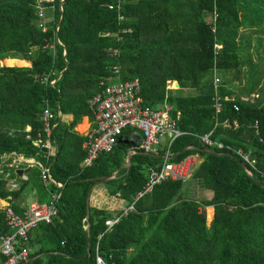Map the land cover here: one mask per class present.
Masks as SVG:
<instances>
[{
    "label": "trees",
    "instance_id": "obj_1",
    "mask_svg": "<svg viewBox=\"0 0 264 264\" xmlns=\"http://www.w3.org/2000/svg\"><path fill=\"white\" fill-rule=\"evenodd\" d=\"M61 1L44 2L52 16L43 31L35 14L37 0H0V235L9 232L2 201L20 214L18 203L25 194L36 193L41 204L50 193L60 191L52 223L39 224L27 234L30 259L44 254L31 264H95L97 241L108 264H264V176L249 175L226 154L227 148L210 147L221 154L202 151L199 148L205 146L198 139L213 128L214 117L236 121L237 128L231 130L216 125L209 137L251 149L264 172L263 99L258 95L252 102L245 101L227 88L237 80L239 65L248 54V39L239 38V30L264 23V0H63L62 5ZM107 48L117 49L118 57L109 59ZM7 58L24 64L5 66ZM113 64L119 66L121 81L138 80L145 106L166 102L173 108V117L179 111L177 128L184 133L171 143L170 156L190 147L169 162L196 155L199 164L193 184L210 190L212 196L198 201L187 197L180 181H166L105 231L104 220L110 213L89 205L86 219V192L92 181L123 167L126 153L137 149L142 135L124 129L109 153L83 169L86 138L74 129L83 117L92 118L88 100L99 91L102 80H110ZM214 75L220 77L222 98L216 115ZM42 76L56 82L43 84ZM170 83L178 88L170 89ZM45 101L55 116L52 155L33 143ZM63 116L72 120L66 123ZM13 152L49 168L51 178L62 187L44 186L37 164H21L26 177L21 180L20 170L8 169L9 158L4 161ZM164 152L162 147L159 154ZM162 162L133 152L128 170L93 187L89 199L103 191L107 201L132 202ZM7 171L17 181L16 189L8 187ZM199 204L213 208L209 224L198 212ZM87 224L90 252L85 257Z\"/></svg>",
    "mask_w": 264,
    "mask_h": 264
},
{
    "label": "built area",
    "instance_id": "obj_2",
    "mask_svg": "<svg viewBox=\"0 0 264 264\" xmlns=\"http://www.w3.org/2000/svg\"><path fill=\"white\" fill-rule=\"evenodd\" d=\"M53 0H37L35 5V14L38 18V27L43 31L48 30L47 19L45 17V8L48 6L44 2H52ZM108 8L113 10L114 7L109 5ZM122 19V16H120ZM59 26L56 28V33ZM56 41L61 44V41L56 35ZM49 45V43H48ZM47 45V46H48ZM51 51L55 53L54 45ZM117 49H106V56L109 59H116L118 57ZM110 70L112 77L108 82L102 80L100 82L99 91L88 100V109L93 119V126L85 135L83 147L85 155L83 157L81 167L83 169L91 168L97 161L101 154L109 153L116 143L117 137L124 129H131L141 133L136 148L144 152H151L159 154V150L165 147V152L162 154V165L159 170L154 171L143 188L132 202L123 204L119 210L110 217L104 220L106 230L118 223L129 212L136 210V203L152 193L154 187L166 181H180L185 184L191 178L195 168V155L188 154L181 161L177 163L169 162L170 146L173 140L184 132L177 128V119L179 118V111H176L175 116L171 115L172 106L166 102L157 107H148L144 105L141 96V89L138 80L121 81L119 79L120 69L116 64L111 65ZM41 83L54 85L56 80H50L49 76H42L39 79ZM220 85V77L214 75L213 78V102L212 108L214 114L221 110L222 98L218 94V87ZM233 110L237 108L233 106ZM59 114V113H58ZM55 118L51 108L45 101V106L39 115L40 131L36 133V138L33 143L39 147L46 148V153L52 155L56 150V146L51 141L52 131L55 125L53 119ZM216 125H221L224 129L231 130L237 128L236 121L230 122L228 119L218 121L214 117L213 128ZM257 122H255V127ZM212 128V129H213ZM211 130L198 136L199 141L206 147L215 146L217 148H227L229 151L242 161L246 167V172L253 175V172H258L264 176L258 168L257 158L253 155L251 149L243 147H232L225 145L218 139H211L209 137ZM26 137L30 138L31 128H26ZM133 133V134H134ZM163 139H166L164 146L161 145ZM7 162L8 169L19 170L21 164L34 165L37 164L40 168V178L44 186L56 184L61 188V184L55 183L49 174V168L32 161L33 158H26L23 160L17 154L10 153ZM2 173V170H0ZM20 179H25L23 175ZM4 179L9 181V185L14 187V179H11V172L7 171L4 174ZM8 185V186H9ZM60 191H55L49 194V200L45 203L31 202L25 205L20 214L15 213L11 208V203L6 202L2 206L3 220L8 229L7 234L0 235V264H23L30 259V247H27L29 241V234L39 224H51L53 219L57 216V202L60 199ZM206 207L199 204L198 212L205 215ZM206 216V215H205ZM103 233L98 234V238ZM95 264H108L105 258L99 252V243L97 241L95 246Z\"/></svg>",
    "mask_w": 264,
    "mask_h": 264
},
{
    "label": "rangeland",
    "instance_id": "obj_3",
    "mask_svg": "<svg viewBox=\"0 0 264 264\" xmlns=\"http://www.w3.org/2000/svg\"><path fill=\"white\" fill-rule=\"evenodd\" d=\"M44 12L45 17H51L52 10L49 7L45 8ZM239 31V38L248 39V54L245 55V57L242 59V64L239 65L237 80L230 83L227 88L238 96L244 97L249 94V97L245 99L243 98L245 101L252 102L253 100H256L259 95L262 97L264 104V23L261 26L257 25L254 28L248 30L240 29ZM219 75L221 77H228V74L226 73H219ZM175 85L176 83H170L169 88L176 89L177 87ZM165 143L166 139H163L161 145L164 146ZM195 162L196 168L199 164L196 155ZM185 187H183V189H185ZM98 196L104 197V193L100 192ZM205 215L206 222L209 224L212 217L207 211V208Z\"/></svg>",
    "mask_w": 264,
    "mask_h": 264
},
{
    "label": "crops",
    "instance_id": "obj_4",
    "mask_svg": "<svg viewBox=\"0 0 264 264\" xmlns=\"http://www.w3.org/2000/svg\"><path fill=\"white\" fill-rule=\"evenodd\" d=\"M52 16V14H51ZM47 20L50 19V17H46ZM3 64L5 66H21L24 64V61H20L17 59H11V58H7L6 60L3 61ZM175 84V83H174ZM232 92V91H231ZM249 97V95L247 96ZM246 96H240V99L243 100V98H247ZM64 122L68 123L72 120L71 116H63L61 118ZM93 126V119L92 118H88V117H83L80 121L79 124L76 125L75 127V131L82 135L85 136L86 133L88 132V130ZM133 135H136V133H134ZM53 154H55V151H52ZM8 160V156H6L4 158V161L6 162ZM34 161V160H32ZM36 163V161H34ZM25 169V167H22V165H20V175H23V177H25V174L22 172ZM1 170V167H0ZM20 178V177H19ZM26 178V177H25ZM22 180V179H21ZM25 180V179H23ZM18 183L17 181H15L14 179V187H11L10 185L8 186L10 189H16ZM186 186V187H185ZM185 189L187 190V197L189 198H195L198 201H203V200H208L211 198L212 196V192L210 190H205L202 189L198 186H195L193 184L192 181V176L191 178L187 181V183L184 184ZM103 192V191H102ZM100 193V192H99ZM99 193L93 194L91 196V198H88V207L89 205L92 207H103V208H107L110 216H112L113 214H115L119 208L124 204V202H122L121 200H118L116 198H111L108 201L105 200L104 197L102 196H98ZM49 200V199H48ZM36 201V193L31 192L29 194H25L23 200H21V202L18 203V208L22 209L25 205L31 203V202H35ZM6 202L2 201L1 202V206H3ZM207 211L210 213L211 217H213V208L212 207H207Z\"/></svg>",
    "mask_w": 264,
    "mask_h": 264
},
{
    "label": "water",
    "instance_id": "obj_5",
    "mask_svg": "<svg viewBox=\"0 0 264 264\" xmlns=\"http://www.w3.org/2000/svg\"><path fill=\"white\" fill-rule=\"evenodd\" d=\"M62 2L63 0L61 1V5H62ZM61 21H60V24L62 22V18H60ZM65 54H66V51H65ZM61 75V74H60ZM177 88H178V85L176 84L175 85ZM188 147L190 146H185V147H182L181 149H179L178 151H176V153L172 156H170V158H174L176 157L179 153H181L182 151H184L185 149H187ZM201 149L202 151L206 152V153H212V154H221L222 152H219L217 150H214L212 148H206V147H201L199 148ZM42 150L46 152V148L42 147ZM133 152H140V153H143L145 155H148V156H152V157H158V158H162V154H156V153H151V152H144V151H141V150H138V149H134V150H130L126 153V158H125V161H124V165L123 167H121L117 172L113 173L111 176H108V177H101V178H97L95 179L94 181H92L91 185L89 186L87 192H86V204H85V211H86V214H85V218L88 219V198H89V195H90V192L92 190L93 187L95 186H99V185H103L111 180L114 179V177L119 173L121 172L122 170L125 169V171L128 170L129 166H130V156ZM227 155H229L230 157L234 158V160L240 165V167H242L245 171L247 170V167L246 165L239 160L238 156H236L235 154L231 153V152H227L226 153ZM263 188H264V184H262ZM124 204H128L127 201L124 202ZM88 228H89V225L87 224V226L85 227V231H86V234H87V243H86V248H87V254L85 257H87L89 255V252H90V249H89V241H88ZM44 254H41V255H38L37 257H34L32 259H29L27 260L26 262H24L23 264H31L35 259L37 258H40L42 257Z\"/></svg>",
    "mask_w": 264,
    "mask_h": 264
}]
</instances>
